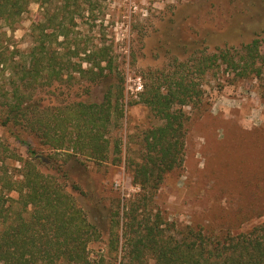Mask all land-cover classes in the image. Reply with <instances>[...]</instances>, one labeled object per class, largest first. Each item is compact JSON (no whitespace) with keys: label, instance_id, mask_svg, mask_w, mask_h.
Returning a JSON list of instances; mask_svg holds the SVG:
<instances>
[{"label":"trees","instance_id":"16d2710c","mask_svg":"<svg viewBox=\"0 0 264 264\" xmlns=\"http://www.w3.org/2000/svg\"><path fill=\"white\" fill-rule=\"evenodd\" d=\"M34 2L43 8L42 18L32 23L35 42L23 60L15 61L16 55L5 51L7 31L1 28L14 29ZM98 5L99 0H0V69L11 66L12 87L3 89L0 123L28 153L16 155L17 175L0 138V264H264V221L237 230L241 216L235 215L212 227L181 226L153 206L166 175L185 165L193 113L209 108L203 87L207 74L223 69L236 80L264 83V29L257 27L247 43L194 49L185 59L173 57L166 68L143 74V89L130 104L146 105L156 122L142 132L140 161L131 163L133 183L142 192L123 213L118 206L112 214L108 246L119 263L92 257L90 245L103 238V230L69 190L70 174L59 161L122 158L121 139L106 135L111 126L121 127L125 78L110 81L117 69L108 47L90 49L73 35L78 16ZM74 74L104 85L103 100L42 103L39 90ZM23 131L31 140L22 137ZM260 140L264 143V137ZM46 165H57L55 173L44 171ZM261 176L249 181L257 195L264 188V170ZM248 210L245 214L261 213L264 203Z\"/></svg>","mask_w":264,"mask_h":264},{"label":"rangeland","instance_id":"374dc122","mask_svg":"<svg viewBox=\"0 0 264 264\" xmlns=\"http://www.w3.org/2000/svg\"><path fill=\"white\" fill-rule=\"evenodd\" d=\"M42 12L40 3L34 2L14 29L1 28L7 31L5 51L13 52L15 61L23 60L35 42L32 23L42 18ZM76 21L73 35L83 45L90 49L108 47L117 69L110 81L115 82L118 76L125 78V115L121 127L111 126L106 135L114 141L121 139L122 158L119 162H99L79 156L80 160L63 159L59 163L70 174V180H66L69 190L103 230V238L90 245L92 257L104 255L119 263L120 256L110 254L108 246L112 214L118 206L123 213L142 192L133 183L131 163L134 159L140 161L142 132L156 122L146 105L130 104L143 89V74L166 68L173 57L185 59L194 49L214 51L218 45L238 46L251 41L256 36L252 28L264 29V2L99 0L94 12L85 11ZM260 37L264 38V31ZM10 67H6V72L5 68L0 69V99L3 89H12L8 79ZM263 85L257 78L236 80L223 69L207 74L203 87L210 104L202 115L198 111L192 115L185 165L166 175L154 199L153 206L170 222L212 227L223 218L240 215L235 228L241 230L264 221L262 210L245 214L264 203V188L257 195L254 187H249V181L256 182L264 170V143L260 140L264 137ZM104 93V85L92 84L74 74L65 75L37 95L43 104L54 106L73 100L100 102ZM22 137L31 140L24 131ZM0 138L10 149L5 151V159L18 175L16 169L21 167V161L16 155L28 157L27 146L1 123ZM48 152L45 149V154ZM54 167L57 165L43 169L55 173Z\"/></svg>","mask_w":264,"mask_h":264}]
</instances>
